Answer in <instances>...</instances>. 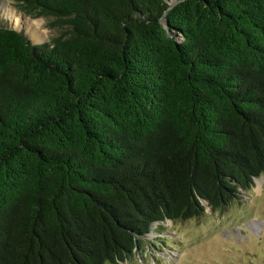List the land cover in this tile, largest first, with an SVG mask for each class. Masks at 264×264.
Masks as SVG:
<instances>
[{
    "label": "trees",
    "instance_id": "1",
    "mask_svg": "<svg viewBox=\"0 0 264 264\" xmlns=\"http://www.w3.org/2000/svg\"><path fill=\"white\" fill-rule=\"evenodd\" d=\"M11 2L56 33L0 18V264L125 262L264 173V0Z\"/></svg>",
    "mask_w": 264,
    "mask_h": 264
},
{
    "label": "rangeland",
    "instance_id": "2",
    "mask_svg": "<svg viewBox=\"0 0 264 264\" xmlns=\"http://www.w3.org/2000/svg\"><path fill=\"white\" fill-rule=\"evenodd\" d=\"M14 17L19 18L21 28L32 40L30 22L39 34L34 40H45L56 33L47 19L26 16L11 0H0V18L18 28ZM143 239L141 250L117 264H264V173L254 180L249 192H242L239 202L221 211L206 207L200 218L167 220L162 229L153 223Z\"/></svg>",
    "mask_w": 264,
    "mask_h": 264
},
{
    "label": "bare ground",
    "instance_id": "3",
    "mask_svg": "<svg viewBox=\"0 0 264 264\" xmlns=\"http://www.w3.org/2000/svg\"><path fill=\"white\" fill-rule=\"evenodd\" d=\"M11 17V16H10ZM15 20V25L19 26L21 24V21L19 20L18 17H14ZM33 22H30V25L28 26V31H29V35L34 38V39H39V34L37 33L38 31L35 29V26H32ZM36 25V24H35ZM37 27V25H36ZM261 180H258V182Z\"/></svg>",
    "mask_w": 264,
    "mask_h": 264
},
{
    "label": "water",
    "instance_id": "4",
    "mask_svg": "<svg viewBox=\"0 0 264 264\" xmlns=\"http://www.w3.org/2000/svg\"><path fill=\"white\" fill-rule=\"evenodd\" d=\"M257 178H255L254 180H256ZM204 202V201H203Z\"/></svg>",
    "mask_w": 264,
    "mask_h": 264
}]
</instances>
